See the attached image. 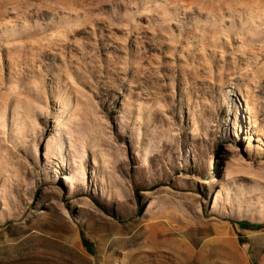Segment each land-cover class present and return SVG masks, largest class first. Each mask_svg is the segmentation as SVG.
<instances>
[{
	"label": "rangeland",
	"instance_id": "1",
	"mask_svg": "<svg viewBox=\"0 0 264 264\" xmlns=\"http://www.w3.org/2000/svg\"><path fill=\"white\" fill-rule=\"evenodd\" d=\"M206 1L0 0V264H264V0Z\"/></svg>",
	"mask_w": 264,
	"mask_h": 264
},
{
	"label": "trees",
	"instance_id": "2",
	"mask_svg": "<svg viewBox=\"0 0 264 264\" xmlns=\"http://www.w3.org/2000/svg\"><path fill=\"white\" fill-rule=\"evenodd\" d=\"M234 225L238 226L240 229L242 230H261L264 228L263 224H258V223H253L251 221L248 220H240V221H231ZM81 238H82V243L85 246V248L92 253L93 249L91 246V242L90 240L86 237L84 232H81ZM256 264V263H254Z\"/></svg>",
	"mask_w": 264,
	"mask_h": 264
},
{
	"label": "bare ground",
	"instance_id": "3",
	"mask_svg": "<svg viewBox=\"0 0 264 264\" xmlns=\"http://www.w3.org/2000/svg\"><path fill=\"white\" fill-rule=\"evenodd\" d=\"M209 1V0H208ZM208 1H206V2H208ZM241 1V0H240ZM239 1V2H240ZM210 2V1H209ZM215 3V2H214ZM207 4V3H206ZM222 4H218V0H217V4L216 5H212V6H210V4H209V6L207 7V9L208 10H210V11H212L213 13H219V11H220V9L222 8ZM260 6V5H259ZM202 7V6H201ZM233 8V7H232ZM245 9V8H244ZM206 10V9H205ZM254 11V10H253ZM248 30V29H247ZM263 82H264V80H263Z\"/></svg>",
	"mask_w": 264,
	"mask_h": 264
}]
</instances>
